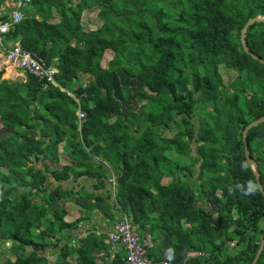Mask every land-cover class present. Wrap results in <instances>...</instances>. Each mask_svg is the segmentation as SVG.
<instances>
[{"label": "trees", "instance_id": "obj_1", "mask_svg": "<svg viewBox=\"0 0 264 264\" xmlns=\"http://www.w3.org/2000/svg\"><path fill=\"white\" fill-rule=\"evenodd\" d=\"M119 1L30 0L25 17L3 36L48 63L56 58L58 84L79 99L86 116L79 121L72 97L54 85L43 89L30 74L15 82L11 98L0 89V251L9 240V264H95L92 248L105 247V234L72 243L68 231L80 218L64 217L65 198L73 197L87 214L97 208L114 221L117 212L125 213L137 230H157L148 248L154 261L252 264L264 239V197L247 163L242 131L264 115V64L243 50L240 29L264 15V0H147L124 38L110 22ZM94 7H100L102 23L85 30L82 15ZM245 42L264 60V22L247 27ZM107 50L112 57L104 67ZM221 67L234 74L228 84L214 78ZM80 73L92 79L82 85ZM5 74L15 72L7 68ZM231 95L232 105L226 102ZM196 104L210 107L197 128L191 120ZM173 127L170 137L162 134ZM246 143L264 189V121L248 130ZM170 149L190 156L189 162L169 158ZM60 151L73 162L51 168L48 162L57 163ZM38 160L48 162L37 167ZM109 168L116 172L111 203L110 195L88 197L84 188L47 182L48 175L61 182L92 171L94 188H102ZM165 177L171 179L164 184ZM206 179L215 199L207 189L197 192ZM229 220L232 232L224 233ZM255 264H264V248Z\"/></svg>", "mask_w": 264, "mask_h": 264}, {"label": "rangeland", "instance_id": "obj_2", "mask_svg": "<svg viewBox=\"0 0 264 264\" xmlns=\"http://www.w3.org/2000/svg\"><path fill=\"white\" fill-rule=\"evenodd\" d=\"M147 0H123V1H119L118 3H116L112 8H111V16L110 17V22H111V26L113 28H115L116 30V34L118 38H124L126 36V32L128 30V27L135 21L140 19L141 16V11L144 8V5L146 4ZM99 8L100 7H94L91 9H88L86 11H84L83 15H82V26L84 27L83 29L85 30H90V29H96L98 28L101 23L102 20L101 18L98 16V12H99ZM51 39H58V36L56 35V33L54 32H50L47 31L46 32ZM56 39V40H57ZM128 46H131L130 44ZM112 57V51L107 50L102 58L101 64L102 66H106L107 62L109 61V59ZM7 68H10L7 65L1 66L0 65V89H1V93L7 98H11L13 94L16 93L17 88L15 86V82L17 81H24L26 78L25 73L23 72V70L21 69H16L14 71V69H12L15 72V75L12 76H7L5 74ZM201 68V67H200ZM3 71V72H2ZM200 71L204 74L205 70L203 68L200 69ZM220 74H216L214 75V78L217 82H224L226 84H228L233 78H234V74L230 71H228L225 67H221L220 68ZM79 78H80V84L85 85L86 83L89 82V80L92 79V77L90 75H84V74H79ZM65 89V88H64ZM229 92L232 93L231 89H228ZM65 92L72 97L74 100L75 98H77L71 91H69L68 89H65ZM234 96L231 95L228 99H227V103L232 105L234 104ZM207 110H210L209 106H202L200 104H196L194 106V114L195 116L192 117V122L195 126V128L198 127V117L202 116ZM113 120V119H112ZM176 131V127H173L172 129H166L163 131V135L166 137H170L172 134H174V132ZM38 133L40 134V131H38ZM63 143V142H62ZM62 143H60L59 146H62ZM171 148H174V145L171 146ZM61 152V151H60ZM206 155L205 157L209 160L214 159V156L212 155V153H210L208 150H206ZM191 154H195V145L192 144L191 145ZM167 156L169 158H171L172 160H175L176 162H178L180 165H184L186 163L189 162V157L188 155L184 154V153H178L176 150L174 149H170V151H168ZM67 156L65 154H60L59 156V161L64 160V158H66ZM65 161V160H64ZM48 161L45 160H38L36 162L37 167H43V165L45 163H47ZM52 167H57L60 168V165L55 164V163H51L48 162ZM197 168V165L196 167ZM219 170L221 169V167L218 165L217 167ZM108 171L111 172L110 168L108 169ZM109 179L111 180V182L115 181V173L113 172ZM171 179L170 177H165V182L167 180ZM47 182L48 179H47ZM203 189H207L209 191V195L208 197H212V198H216V194L213 192V186L211 183V179H206L201 185L198 186L197 188V192L199 194H201V191ZM116 188L114 187V192H115ZM198 204L201 205H206L204 204V202H199ZM208 206V205H206ZM46 224V220L43 219L42 220V226H45ZM41 226V227H42ZM233 229V223L231 220L224 221L223 223V231L224 233H231ZM232 244L234 246L231 247V251L232 252H236L239 249V246L236 245L235 241L232 242ZM10 246V241L7 240L5 242V248H1L2 250L0 251V264H9L11 262V260L13 259V257L7 252L8 251V247ZM51 251H48L47 254H51ZM49 260L50 261H54V256L49 255Z\"/></svg>", "mask_w": 264, "mask_h": 264}, {"label": "built area", "instance_id": "obj_3", "mask_svg": "<svg viewBox=\"0 0 264 264\" xmlns=\"http://www.w3.org/2000/svg\"><path fill=\"white\" fill-rule=\"evenodd\" d=\"M29 2L30 0H6L0 6V46L2 47L0 65H7L14 70L21 69L25 75H32L43 89H46L49 85H54L65 91L56 80V74L59 71L56 58L53 59V62L48 63L37 52L22 48L19 41L3 42L4 34L25 17L24 9ZM4 15H7L5 20L1 18ZM75 102L78 105L77 118L82 121L86 116V112L79 106L78 98H75ZM111 183L113 184V182ZM106 235L107 240L112 245L123 248V264H173L165 259L154 261L148 256V247L140 240L137 226L132 223L130 216L125 213H121ZM199 254L198 252L197 255Z\"/></svg>", "mask_w": 264, "mask_h": 264}, {"label": "crops", "instance_id": "obj_4", "mask_svg": "<svg viewBox=\"0 0 264 264\" xmlns=\"http://www.w3.org/2000/svg\"><path fill=\"white\" fill-rule=\"evenodd\" d=\"M40 18V16H37ZM15 71V70H14ZM87 75V74H85ZM80 79V78H79ZM112 119L109 121L111 122ZM63 142V141H62ZM61 142V143H62ZM64 142L62 143L63 146ZM63 151V150H62ZM65 154L67 157L64 158V160L58 161L55 164L63 166L64 164L73 162V160L64 152H61L60 154ZM60 156V155H59ZM52 163V162H51ZM50 165V164H49ZM51 168H57V167H52ZM58 168V169H60ZM111 170V168H110ZM110 172V171H109ZM114 171L111 170L109 175H111ZM115 173V181L114 184L111 183L109 178H105V186L102 188H94L96 185V180L92 177V171L89 172L87 175H81L75 178L74 180L73 175H70V177L65 180V181H56L53 176L48 175V181L51 183L50 187H55L58 184H61L64 189H69V188H74L75 190H80L81 188H84L85 190L88 191V197L91 196L90 193H95L99 194L102 197H105L107 195H110V198L107 199L109 203H111L114 199V187L116 188V172ZM110 177V176H109ZM168 181V180H167ZM166 181V182H167ZM164 184L165 179L162 181ZM65 205L67 209V214L65 215L64 219L68 222L73 221L74 219L80 218L77 223L68 231V233L71 234L72 236V243H77V246L80 245V239L85 238L87 235H104L105 237L103 239V244L105 247H100L99 248L93 247V256H94V262L95 264H110L117 258H122L123 259V248L121 246L117 245H112L108 240H107V231L111 228V225L116 221V219L121 215V213L117 212L115 215L114 221H112L110 218L106 217L99 209L95 208L93 209L89 214L85 213L84 209L79 207L75 203V199L73 197H66L65 198ZM113 211V210H112ZM114 212V211H113ZM115 213V212H114ZM154 213L152 214V216ZM141 218L144 216L141 214ZM156 231L154 233L149 234L141 232V230H138V234L141 236V241L146 244L148 248H152L154 240V236L157 235ZM65 233H67V230H65ZM139 236V237H140ZM74 240H76L74 242ZM93 243L95 241H92ZM97 245V242L96 244ZM164 248L161 247L160 251L163 250ZM54 256V255H53Z\"/></svg>", "mask_w": 264, "mask_h": 264}, {"label": "water", "instance_id": "obj_5", "mask_svg": "<svg viewBox=\"0 0 264 264\" xmlns=\"http://www.w3.org/2000/svg\"><path fill=\"white\" fill-rule=\"evenodd\" d=\"M254 22H264V15H261V14H257L256 16L254 17H251L249 19L246 20V22L244 23V25L242 26V28L240 29V42L242 44V47H243V50L245 52H247L248 54H250L254 59L258 60L259 62H261L262 64H264V60L263 59H260L257 55L255 54H252L249 49H248V46L245 42V35H246V29L247 27L250 25V24H253ZM2 51V47L0 46V52ZM3 72V71H2ZM264 121V115L260 116L259 118L255 119V120H252L251 122H249L245 128L243 129L242 131V140L244 142V153H245V157H246V160H247V163L248 165L251 167V169L253 170V174L256 178V183H257V188L260 190V192L262 193L263 197H264V189L262 187V184L260 182V179H259V171H258V168H257V164L255 162V160L253 158L250 157L249 155V150H248V144L246 143V134L248 132V130L263 122ZM264 248V239L262 240L258 250L256 251L255 253V256L252 260V264H255V262L258 260L262 250Z\"/></svg>", "mask_w": 264, "mask_h": 264}]
</instances>
